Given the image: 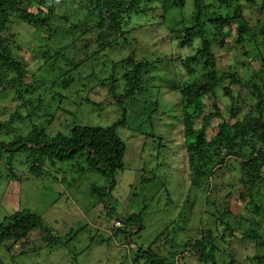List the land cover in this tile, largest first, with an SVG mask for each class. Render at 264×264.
I'll list each match as a JSON object with an SVG mask.
<instances>
[{"label": "rangeland", "instance_id": "rangeland-1", "mask_svg": "<svg viewBox=\"0 0 264 264\" xmlns=\"http://www.w3.org/2000/svg\"><path fill=\"white\" fill-rule=\"evenodd\" d=\"M205 2L210 4L213 0ZM192 10L193 1L186 0L182 10L176 7L167 9L164 21L159 24L151 25L148 22L150 20L145 21V18L140 16L134 18L127 28L130 33L125 35L124 41L120 40L124 48H112L113 50H105L99 54L103 57L98 62L104 61V66L100 63H94L92 66L90 60H87L75 69L62 59L54 61L55 56L47 59L40 49L42 42L38 41L37 37L35 40L34 37L31 39L33 35L29 34L26 26H11L8 33L14 35V51L25 61L26 68L34 73L28 81L32 82L37 90L30 97L36 98L41 94V97L47 98L49 95L43 90L51 83L50 65L43 69L37 68L39 58L43 55L48 63L51 62L55 67L60 63L67 72L72 71L75 80L62 92L66 98L61 106L73 112L74 117L72 116L66 125L63 122L70 118L67 114L58 108L46 106L39 112L40 116L32 117L30 122L16 121L12 128L3 131L0 139L4 140L12 138L14 134L26 133L31 124H39L48 114L54 117L46 128L49 136L58 131H67L72 122L102 126L110 124L117 117L120 118L121 111L109 105L105 90L96 86L99 85L100 78L110 74L112 62L127 57L131 49L140 59L146 58L153 62L161 58L162 61L156 62L155 67L143 75L144 79L147 78L145 83L148 86L159 87L152 92H157L158 104H150V95L147 94L148 96L139 97L125 105V121L118 129L126 146L124 169L116 172L115 185L103 199L91 192L92 184L106 187L107 191L110 189L108 178L97 171H85L78 176L73 170L74 162L57 163L56 167H51L45 161L42 167L48 172L35 176L29 173V164H26L24 155H16L9 166L4 158L7 153H1L0 221L9 213L26 209L38 214L46 228L59 238L56 245L48 247L46 243L41 244L40 233L34 231L31 236L34 240L29 245L16 244L9 250L0 245V259L4 263L154 264L145 262L143 256H138L132 263L130 257H134V251L141 247L143 251L149 247L152 251H157L155 253L167 256L169 250L183 249V240L198 238L208 231L212 232L214 241L213 245H207V248L214 246L215 251L226 254L228 260L232 258L234 264H250L249 257L264 254V247H259L257 240L243 236L245 228L257 226L258 236L264 241V176L252 193L257 203H260L262 211L252 215L246 200L239 198L237 190L243 189L238 180L241 170L236 160L229 158L227 165L217 170V176L210 180L211 186L207 190L194 188L189 182V170L182 145L181 95L176 87L180 83L198 80L201 65L190 64V72H184L180 78L176 75L174 65L171 59H168L171 51L175 50L168 37V25L181 27L187 24L188 21L181 19L183 15L189 19ZM57 11L58 16L62 18L63 10ZM172 17L182 22H175ZM61 18L60 21L53 20L52 26L56 30L63 27L62 30L66 31L73 18L70 17L69 21ZM73 35L76 40L64 53L79 64L98 48L95 43L96 34L90 32L81 35L74 32ZM58 41L47 44L58 48L62 46ZM243 45L244 47L242 44L238 46L232 42L227 53L216 50L222 52L218 66L223 78L226 77L227 70L230 71L233 67L232 70L237 69L243 75L242 80L246 83L257 69V62L252 58L259 53L264 57V47L260 44L256 46L249 37L244 40ZM245 51L248 52L247 55L244 54ZM50 52L53 54L54 50ZM188 53L189 50L181 49L183 56ZM165 55L169 57L165 58ZM94 72L96 76L92 77ZM120 83L118 81L117 84ZM56 86L62 89L58 84ZM237 89V86H230L232 94H235ZM151 90L152 88L149 91ZM11 97L9 92H0V121L9 119L10 114L19 108L18 104L21 102ZM206 99L210 101L209 97ZM247 100L248 97L245 101ZM67 101H71L68 102L69 105ZM221 103V110L227 117V105L230 102L227 98H221ZM96 104L100 105L101 110ZM247 108L248 102L241 101L242 112ZM19 109L24 113L23 107ZM198 125L199 121L196 122V126ZM211 125L216 126L217 121L213 120ZM149 177H152L151 181L146 180ZM216 182L218 184L214 185ZM167 193H170L169 196H166ZM207 197L209 201L214 202L206 203ZM111 208L114 214L122 216L125 213H141L140 220L130 226L128 240L122 233L116 234L109 229L111 225L118 227L113 224L116 216L110 217ZM222 211L224 213L220 217ZM222 221L229 223L230 230L223 229ZM22 251L26 253L22 254ZM188 253L191 256L193 254L190 251ZM228 253L232 257L228 256ZM190 255H176L174 264H203L197 255Z\"/></svg>", "mask_w": 264, "mask_h": 264}, {"label": "trees", "instance_id": "trees-1", "mask_svg": "<svg viewBox=\"0 0 264 264\" xmlns=\"http://www.w3.org/2000/svg\"><path fill=\"white\" fill-rule=\"evenodd\" d=\"M192 1L193 10L189 19L184 15L181 19L188 23L181 27L168 25V37L175 50L171 51L170 57L165 55V58L171 59L179 78L184 72H190V64L201 65L198 80L180 83L176 87L181 95L182 145L189 170V182L194 188L207 190L211 186L210 180L217 176V170L226 166L228 159L232 158L239 162L241 170L238 180L243 190H237L239 198L246 200L251 215L259 214L262 208L252 193L264 176V57L259 53L252 58L257 62V69L244 83L243 75L237 69L232 70L233 67L230 71L227 70L225 78L220 75L218 59L222 52L216 50L227 53L232 42L238 46L242 44L244 47L243 42L248 37L256 46L264 47V0H213L210 4L205 0ZM185 5L186 0H0V92H9L13 100L21 102L18 106L24 110L22 113L23 111L18 108L19 110L10 114L9 119L0 121V134L12 128L16 121L30 122L32 117L40 116L39 112L46 106L58 108L67 114L70 118L63 122L66 125L67 121L74 117L73 112L61 106L66 98L62 92L75 80L72 71L67 72L60 63L57 67L51 62L48 63L47 59L50 56H55L54 61L62 59L70 63L74 69L87 60H90L92 66L94 63L104 66V61L98 62L103 57L99 54L112 48H124L120 40L124 41L125 35L130 33V29L127 28L131 20L140 16L144 17L145 21L150 20L148 21L150 24H159L164 21L167 9L176 7L182 10ZM58 9L63 10L62 18L67 21L70 17L73 18V21L68 22L69 27L66 31L62 30L63 27L56 30L52 26L53 20L61 18L58 16ZM172 19L175 22H182L174 17ZM13 24L26 26L29 34L33 35L31 39L34 37L35 40L37 37L38 41L42 42L39 46L47 59L42 55L37 68L43 69L50 65L51 83L43 90L44 93H49L47 98L41 97V94L36 98L30 97L37 90L35 85L28 81L30 75L34 73L26 68L25 61L14 51V35L8 33ZM74 32L81 35L94 32L95 43L98 45L96 51L86 56L79 64L64 53V50L76 40ZM57 40L62 46L51 47ZM48 42L51 44H47ZM181 49L189 50V53L183 56ZM51 50H54L53 54ZM244 54L247 55L248 52L245 51ZM160 61L161 58L153 62L146 58L140 59L131 49L127 57L112 62L111 72L107 77L99 79V85L96 87L105 90L109 105L121 111L120 118L117 117L104 126L72 122L67 131H58L49 136L46 128L54 117L48 114L39 124H31L26 133L14 134L8 140L0 139V157L1 153H7V157L4 158L10 166L16 155H24L26 164H29V173L35 176L48 172L42 167L45 161L51 167H56L57 163L74 162L73 170L78 176L85 171H97L108 178L110 189L107 191L106 187L92 184L91 192L103 199L115 185L116 172L124 169L126 146L118 129L125 121V105L147 94L150 95L148 99L150 104L154 106L158 104L157 92H152L159 87L148 86L145 83L147 78L144 79L143 75ZM93 76H96V72ZM118 81L121 83L117 84ZM57 84L61 86V90ZM231 85L238 87L235 94L230 91ZM207 97L210 98L209 102ZM247 97L248 100L245 101ZM221 98H227L230 102L227 105V117L221 110ZM241 101L248 102L245 112L240 109ZM68 102L71 101L66 103ZM96 106L101 110L99 104ZM213 120L217 121L216 126L211 125ZM82 158L83 160H79ZM151 178L146 180L151 181ZM217 184L216 182L214 185ZM208 202L214 201H209L207 197L206 203ZM223 213L222 211L220 217ZM109 214L111 218L115 215L116 221L120 222V226L111 225L109 229L116 234L122 233L127 240L130 226L141 218L140 212L125 213L122 216L114 214L112 208ZM222 225L224 230L231 228L227 221H222ZM256 230L257 226H249L243 230V236L257 240L258 246L264 247V241ZM34 231L40 233L41 244L46 243L48 247L56 245L59 241L58 236L46 228L38 214L24 209L16 210L2 218L0 245L8 250L16 244L29 245L34 240L31 237ZM183 241L181 244L183 249L169 250L167 256H161L149 247L143 251L141 247L134 251L135 255L130 257V260L134 263L138 256H143L145 262L174 264L173 259L176 255L187 257L190 251L193 253L192 256L197 255L203 264H234L232 258L228 260L226 254L215 251L214 246L207 248V245H213L214 241L211 231L198 238ZM22 252L24 254L29 251ZM228 256L232 257L229 253ZM249 263L264 264V254L249 257ZM0 264L6 263L0 259Z\"/></svg>", "mask_w": 264, "mask_h": 264}, {"label": "built area", "instance_id": "built-area-1", "mask_svg": "<svg viewBox=\"0 0 264 264\" xmlns=\"http://www.w3.org/2000/svg\"><path fill=\"white\" fill-rule=\"evenodd\" d=\"M113 224H115V226H120V222L119 221H115V222H113Z\"/></svg>", "mask_w": 264, "mask_h": 264}]
</instances>
